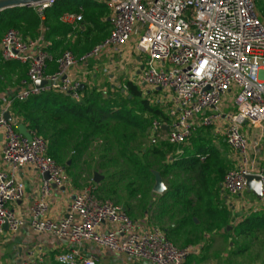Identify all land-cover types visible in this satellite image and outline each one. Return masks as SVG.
<instances>
[{"label":"built area","instance_id":"1","mask_svg":"<svg viewBox=\"0 0 264 264\" xmlns=\"http://www.w3.org/2000/svg\"><path fill=\"white\" fill-rule=\"evenodd\" d=\"M2 1V0H0ZM59 0L34 4L37 15ZM113 11L110 36L90 53L78 58L71 51L55 59L41 47V38L27 40L14 30L7 31L0 41L3 62H19L28 67L27 78L9 105L26 102L45 92L70 96L76 102L83 99L82 83L72 76L78 64L102 53L122 55L125 45L135 35V52L144 58L139 81L145 87L160 88L173 93L177 109L173 120L166 124L155 121L152 132L159 134L168 127L170 144L184 146L201 128H211L223 118L222 100L234 95V112L227 116L225 140L237 153L240 167L226 174L223 189L231 197L247 190V178L258 176L262 181L264 202V168H250L249 143L241 126L249 122L264 128V19L260 17L256 0H106ZM78 14H65L64 24L83 21V8ZM57 70L49 73V64ZM51 83L43 88L36 82ZM6 112V111H5ZM0 114L4 145L0 170V236L7 226L17 234L26 221L11 203L22 201L25 185L16 177L18 170L34 167L49 174L41 187L40 197L28 215L32 230L73 246L57 257L58 264H99L101 257L87 256L84 245L123 255L135 262L150 264H184L194 252L192 246L180 248L158 227L142 228L129 213L113 201L101 198L95 186L75 196L67 216L60 221L47 217L53 186L69 183L66 169L48 155V142L28 129L31 140L18 132L19 122H10ZM18 264H45L43 258Z\"/></svg>","mask_w":264,"mask_h":264},{"label":"crops","instance_id":"2","mask_svg":"<svg viewBox=\"0 0 264 264\" xmlns=\"http://www.w3.org/2000/svg\"><path fill=\"white\" fill-rule=\"evenodd\" d=\"M86 3H89V1L85 2L84 5H80L83 8V11L88 7ZM89 4L96 7V9L101 7L102 10H104V16L100 17L99 20L102 23L110 24L108 28L111 27L112 29L113 11L106 3V0H94ZM83 11L82 14L84 13ZM60 19L59 23L70 27L72 29L71 32L67 34L63 33L61 35L54 34L46 38L45 33L48 32V30L47 28H41L37 37L34 39H26L37 40L38 38H41V47L46 52L50 53L55 59L66 52L63 48L67 45H72L73 48L77 49L78 53H74L76 57L81 58L87 55L84 54V52L81 53L79 47H76L81 45V38L85 36L86 25H84L83 21L80 23H74L73 25L64 24ZM137 39L138 37L135 35L132 41L124 46L122 55L106 54L105 58L107 59L108 64L105 66V72L109 70L110 79L117 78L115 71L119 73L122 63L129 64L130 68H132L129 77L133 76L136 78L139 76L137 73L141 70V67L144 64V58L135 52V43ZM56 42L61 43L60 46L56 49H52V45ZM48 48H51V52L48 51ZM49 65V73L56 72V64L50 63ZM99 68L98 63L92 68L90 64L85 62L78 64L76 68L72 70L71 74L76 80L84 85V90H91L93 88L100 89L101 86H99L97 82ZM27 69L28 67L26 65L19 62H3L0 52V114L9 111L11 116L15 118L14 112L12 109L10 110V106L12 105L9 104L20 89L21 82L27 78ZM148 94H151V92H148ZM164 103L168 104L165 101ZM170 107L172 111L167 113L170 115V120L166 124L171 123L173 120L172 112L177 109L173 100ZM231 109L235 110L233 92L229 93L222 100L221 112L223 113V118L219 123L215 124L211 129H199L184 146L180 148L174 146L176 148L175 155L181 158L178 162L181 161V163H183V168L185 166L188 172L195 173L194 177H192L193 179H191L195 184V187L202 188L200 192L204 190L209 196L221 198L223 203L216 202L204 205H194L190 212L188 210L183 212L181 215L182 219L175 216L173 219L167 217L161 218L156 213L157 209H155V207L152 209L155 213L152 211L151 213L146 212L142 217L133 218L125 209L131 218L137 221L142 228L158 227L169 237L170 232L175 229V221L173 222V220H178L179 222L188 220L187 224L189 225V228H184L181 232L178 230L174 231V237L177 240V244L170 239L169 240L180 248L188 246L195 248L192 254L199 255L191 264H264V236H262L260 232L249 233L242 221H239L240 224L237 223L235 226L233 225L231 219L235 217L236 212L232 210V205L229 206L227 204L229 197H232L223 189L224 179L222 178V180H219L216 178L218 177L217 174L219 169L223 170V168H226V173H229L240 167L237 153L227 145L224 136L228 123L227 116L233 113L231 112ZM167 132L168 130L163 131L162 133L167 137ZM241 132L246 136L249 143L251 170L257 171L264 168V128L247 122L241 126ZM152 134L154 133L152 132ZM3 145V130L0 128V170L7 168L2 160ZM204 146L208 149L207 153L200 155L195 154L198 148H203ZM201 164L210 165L209 176L202 177L197 175L200 171ZM64 165L68 174L69 170L71 173L73 161L68 160L67 162H64ZM95 174L96 173L93 175V179ZM16 177L19 181L24 183L25 195L22 201L11 203L9 208L21 216L26 221V224L17 234H12L8 229L4 228L3 234L0 236V264H18L22 261L35 262L41 258L44 259L45 264H58L57 257L61 254L70 252L75 246L67 241H60L51 236L40 235L34 232L29 225L28 219L32 206L40 197L41 187L45 182L44 174L34 167H24L18 170ZM69 179V183L65 187H53V194L49 200L47 217L54 221H60L67 216L69 206L75 199V196L86 189V185L90 184V181L87 182V180H85L84 188H81L80 184L74 182L71 174H69ZM101 185V183H94L93 185L96 187L98 194ZM245 192L248 194L247 199L242 198L243 193L236 198H239L242 201H249L252 203L250 208H255V211L258 212H264V202L259 201L248 189ZM155 196V200L163 199L165 197V195ZM242 207L245 208L243 205ZM225 222L232 226L227 234L223 232ZM202 228L203 230H201ZM81 249L87 256L93 254L99 255L101 257L99 264H144L135 262L123 255L111 253L90 245H84ZM189 257L184 264H188Z\"/></svg>","mask_w":264,"mask_h":264},{"label":"rangeland","instance_id":"3","mask_svg":"<svg viewBox=\"0 0 264 264\" xmlns=\"http://www.w3.org/2000/svg\"><path fill=\"white\" fill-rule=\"evenodd\" d=\"M88 1L91 3L94 0H84V3ZM256 7L260 17L264 19V0H256ZM32 9L35 11L34 7H32ZM103 11L101 7L96 9V11H92L88 9V7L84 9L83 23L88 28L89 33L81 38V45L76 46L79 47L81 53H90L96 45L101 44V42L110 35L112 30L111 27L103 30L100 26H96L88 19L90 15H96V17L100 19V17L104 16ZM21 27L28 29V26L25 24ZM0 28V39L9 30L18 31L25 37L21 29L8 28L5 24H0ZM63 49L76 54L78 53L77 49L73 48L72 45H67ZM105 56L106 54L102 53L87 61L92 68L96 66L97 63L100 67L97 75L98 85L101 86L100 89L104 92H108L110 87L114 86V89L116 88V90H118L129 81L134 83L142 91L143 97L149 99L151 104L160 105L162 108L166 109L165 113L172 111L170 106L172 105L174 97L173 93L165 90L158 92L155 88L153 89L148 86L144 87L139 81V76L136 78L133 76L129 77L132 70L129 64L122 63L119 73L115 71L117 78L110 79L109 70L106 69L108 72H105V66L108 64ZM148 92H151V94H148ZM163 100L168 104H165ZM11 109L12 106H10V110ZM231 112H234V110L231 109ZM38 115L44 114L39 113ZM60 116H62L61 113ZM16 120L17 119H15V121ZM43 124L46 134L50 136L54 142L57 141V152L59 154L58 160L60 165H64V162L68 160L73 161L72 172L70 173L69 170V174L72 175L74 182L80 184L81 188H84V181H90V184L85 187L88 188L95 183L93 179L94 173L101 175L103 180L101 181L102 185L98 195L126 209L133 218L142 217L146 212L151 213L152 209L155 207V209H157L156 213L161 218L167 217L173 219L179 217L182 219L181 215L183 212L186 210L190 212L194 205L216 202L223 203L221 198L209 196L204 190L200 192L202 188L195 187V184L191 181V179H193L192 177H194V172H188L185 166L184 168L183 166L175 167L176 162L181 160L180 157L175 155V151L164 158L153 155L143 156L141 154L142 150L146 151L151 147L152 142L155 143L158 148L166 151V148H162V144L169 142L168 138L164 133H159L157 135L152 134V126L147 127L144 131L139 130L138 141L128 144V147L134 150L135 157L138 159L137 161H139L138 165H135L124 156V152L120 148L113 146L109 149L111 146V136L86 137L85 125L78 121L73 120L70 122L63 117V121L58 122L55 119H50L49 116H45ZM59 131H63L62 135L58 134ZM129 131L132 133L134 130L129 128ZM46 134L42 136L47 139ZM157 174H160L165 186L169 188L163 194L155 192ZM155 195H165V197L155 200ZM242 198H248L247 192H243ZM227 204L229 206L232 205V210L236 212L235 217L231 219L234 226L237 223L240 224L239 221L245 223L243 221L251 219L254 215H258L259 213L264 214V212L255 211V208H250L252 205L251 202L242 201L236 197H229ZM242 205L245 206V208H243ZM152 212L155 213V211ZM187 221L188 220H183L179 222L178 220H173L175 229L170 232V237L168 236V238L175 244H177V240L174 237V231L178 230L181 232L184 228H189ZM224 226L223 232L227 234L232 226L226 222ZM201 230H203V228ZM253 230L254 232H260L261 235L264 236L263 226L259 227V225L256 224L253 226ZM198 255L199 254H192L188 259V264L196 260ZM144 264L150 263L145 262Z\"/></svg>","mask_w":264,"mask_h":264},{"label":"trees","instance_id":"4","mask_svg":"<svg viewBox=\"0 0 264 264\" xmlns=\"http://www.w3.org/2000/svg\"><path fill=\"white\" fill-rule=\"evenodd\" d=\"M86 4L88 5V9L96 11V7L91 6L89 3ZM80 5H84V0H59L52 8L46 11L44 21L40 19L32 8L20 7L9 9L0 13V24H5L8 28L21 29L25 38L30 37L34 39L39 35L41 28H47L48 32L45 33L46 38L54 34H67L72 29L60 24L59 19L64 14H78L80 12ZM88 19L103 30L110 26L108 23L100 22L96 15H90ZM24 24L28 26V29L21 27ZM88 33L89 31L86 28L85 35ZM60 44L56 42L51 48L56 49ZM51 48H48V51L51 52ZM124 89L125 92L122 93ZM12 109L17 122L24 124L29 130L37 132L41 137H43V134H46L43 124L45 116H49L50 119H55L58 122L63 121V117H65L70 122L75 120L84 124L86 137L111 136V146L109 149L113 146L120 148L123 150L124 156L135 165H138L139 161L135 157L134 150L128 147V144L137 142L139 130L144 131L147 127H151L154 121L159 120L167 123L170 120V115L165 113L166 109L158 104H151L149 99L143 97L142 91L129 81L118 90L110 87L108 92H104L98 88L85 89L83 91V99L80 102H76L65 94L45 92L39 96L30 98L26 102H14ZM39 113H43L44 115H38ZM60 113L62 116H60ZM129 128L134 131L131 133ZM62 132L59 131L58 134L62 135ZM43 138L48 142V155L60 164L57 141L54 142L48 135L47 139ZM162 148H166V151L158 148L152 142L151 147L146 151L142 150L141 154L143 156L153 155L164 158L172 154L176 149L169 142L163 143ZM207 150V147L204 146L203 148H198L195 154H205ZM182 165L181 161H177L175 167ZM62 166L65 168V165ZM209 169L210 165L201 164L197 175L202 177L209 176ZM226 174V168H223V170L219 169L218 177L216 178L222 180ZM263 223L264 214H258L246 220L244 226H246L249 233H253V226L258 224L259 227H264Z\"/></svg>","mask_w":264,"mask_h":264},{"label":"water","instance_id":"5","mask_svg":"<svg viewBox=\"0 0 264 264\" xmlns=\"http://www.w3.org/2000/svg\"><path fill=\"white\" fill-rule=\"evenodd\" d=\"M46 0H2L0 1V13L4 12L6 10L9 9H14V8H20V7H28V8H32V6L34 4H37L39 2H44ZM141 70H143V66L141 67ZM140 74V71L137 73V75ZM51 85V83L46 82V81H38L36 82V87L38 88H43L47 85ZM84 90V85L81 86V91ZM156 91H161L160 88H157ZM125 92V89L122 90V93ZM3 118L7 121L12 122L14 120V118L11 116L10 112L7 111L4 113ZM17 130L19 133H21L22 135H24L26 138H28L29 140H31V135L28 131V128L24 125V124H19L17 127ZM168 127L164 126L163 127V131H167ZM157 183L155 186V192L159 193V194H163L165 193L168 188L165 186L160 174H157ZM44 178L45 180H49V174H44ZM103 180V177L99 174H95L94 177V182L96 184H100L101 181ZM248 183H247V189L249 191H251L256 197L257 199H260L262 196V181L261 178L258 176H254L251 175L247 178ZM55 187V186H53ZM5 229H8V227L6 226Z\"/></svg>","mask_w":264,"mask_h":264}]
</instances>
